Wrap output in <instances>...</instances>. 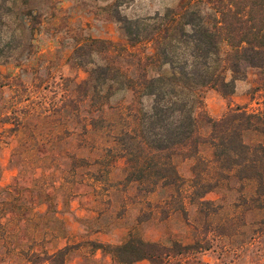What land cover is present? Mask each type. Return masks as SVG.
I'll list each match as a JSON object with an SVG mask.
<instances>
[{
  "label": "trees",
  "instance_id": "obj_1",
  "mask_svg": "<svg viewBox=\"0 0 264 264\" xmlns=\"http://www.w3.org/2000/svg\"><path fill=\"white\" fill-rule=\"evenodd\" d=\"M21 1L23 28L29 33L27 46L33 47L42 12L28 5L31 0ZM129 1L113 0L108 6L109 14L119 24L126 45H142L144 50L128 51L126 45L101 38L86 37L76 42L68 58L87 76L62 101L58 112L69 106L73 116L80 118V108L85 104L88 115L81 117L85 132L97 136L94 142L106 144L105 157L126 159L125 180L136 184L142 193L184 187L186 180L178 171L177 158L193 162L188 196L199 205L200 211L209 203L202 199L207 192L222 187L233 189L230 185L233 179L240 182L241 189H245V183L250 184V196L245 197L247 210H261L264 229V109L249 111L235 105L214 118L206 112L202 96L207 88L224 96L232 94L236 80L250 67L260 69L264 92V0H180L162 13L135 18L119 11ZM3 3L0 2V25L6 24L4 15L10 11L9 7L2 10ZM14 38V34L0 33V55L12 51ZM114 52L131 59L134 74L116 59ZM164 65L169 73L148 74L149 67ZM227 71L231 74L229 79ZM12 82L25 88L18 75ZM0 86L10 83L0 82ZM113 89L130 93V100L108 113ZM24 96L20 99L19 94L18 101L32 100L30 94ZM145 97L148 104L144 103ZM9 108H0V123L12 124L7 130L19 135L11 158H20L16 163L21 168L13 183L0 185V255L25 264H65L76 245L48 251L41 244L51 231L39 227V213L34 210L38 204L27 201L23 194L24 189L36 187L18 185L26 158L36 151L37 145L32 140L37 138L38 143H43L46 137L27 130L28 120L38 115V111L32 107L19 115ZM65 132L66 129L55 137ZM47 139L46 143L51 144L48 148L52 149L50 140L54 138ZM73 159L85 160L75 155ZM98 160L94 157L91 161L97 164ZM82 166H74L72 176ZM38 190L45 192L40 187ZM44 196L49 197L47 193ZM222 223L221 229H227L231 221L226 219ZM28 227L32 235L40 232L42 235L39 240L31 237L26 244L22 235ZM85 243L91 252L100 250L109 254L116 264H135L142 259L149 264H181L172 259L186 254L190 247L208 248L199 240L165 245L134 235L118 244L95 240ZM36 245L39 249L34 248Z\"/></svg>",
  "mask_w": 264,
  "mask_h": 264
},
{
  "label": "rangeland",
  "instance_id": "obj_2",
  "mask_svg": "<svg viewBox=\"0 0 264 264\" xmlns=\"http://www.w3.org/2000/svg\"><path fill=\"white\" fill-rule=\"evenodd\" d=\"M112 1L31 0L28 5L41 11L42 15L34 34V45L29 47V33L23 28L21 15L22 1L0 0L4 2L2 10L6 7L10 9L9 14L4 15L6 24L0 25V33L15 36L12 51L0 55V82L10 83V86H0V108L11 107L9 111L19 115L32 107L36 108L38 115L30 117L27 130L46 136L43 143H38L37 138L32 140L37 145L36 151L26 158L23 173L18 179V185L22 187H36L24 189L23 194L27 201L38 204L34 210L39 213V227L51 231L45 243L43 241L41 244L48 251L67 244L76 245L65 264H116L109 254L100 250L91 252L85 241L118 244L130 235L165 245L176 241L189 244L199 240L208 248L197 250L190 247L186 254L172 261H180L181 264H264L261 210L249 211L248 203H245V197L248 198L251 193L250 184L245 183V189H241L240 182L233 179L230 183L233 189L222 187L207 192L202 199L209 203L200 211L199 205L188 196L193 162L177 158L178 171L186 180L184 187L179 190L157 188L152 193H142L136 189V184L125 180L126 159L105 157L107 153L103 147L106 144L94 142L93 138L97 136L85 132L81 120L82 116L88 115L85 104L80 108V118L73 116L69 106L58 112L62 101L87 76L68 58L76 42L92 37L126 45L119 24L109 14L108 6ZM179 1L131 0L123 4L119 11L128 18L144 17L162 13L167 7H175ZM126 46L128 51L144 50L142 45ZM114 55L124 67L131 69L129 57L122 58L121 53L115 52ZM132 69L129 72L134 74ZM167 73V65L149 67L148 72L150 76ZM15 75L24 82L25 91L20 85L14 86L12 78ZM230 76L227 71L226 78ZM24 93L30 94L33 103L18 101V95L21 94L20 99H24ZM202 96L206 112L214 118L235 105L249 111L262 110L264 92L260 69L248 68L245 75L236 80L234 92L230 95L224 96L207 88ZM129 100L130 93L113 89L108 113L115 111L118 104H125ZM148 102L149 99L145 97L144 103ZM11 126L10 123H0L1 186L13 183L21 168V164L16 163L20 158H11L12 150L19 141L16 132L7 130ZM64 129L65 133L55 137ZM47 137L54 138L50 140L53 150L48 148L51 144L46 143ZM74 155L83 156L85 160L73 159ZM94 157L99 159L97 164L91 161ZM79 164L83 166L77 168L79 172L72 176L74 166ZM39 187L45 192H40ZM44 193L49 197L46 198ZM226 219L231 223H228L227 229H221L219 225L224 224L222 222ZM29 227L22 235L25 242L31 237L39 240L41 232L34 236ZM39 247L36 245L34 248ZM0 264L25 263L0 255ZM135 264L149 262L142 259Z\"/></svg>",
  "mask_w": 264,
  "mask_h": 264
}]
</instances>
